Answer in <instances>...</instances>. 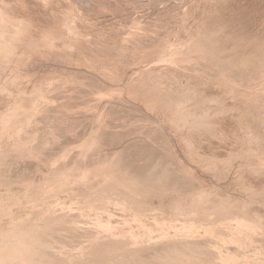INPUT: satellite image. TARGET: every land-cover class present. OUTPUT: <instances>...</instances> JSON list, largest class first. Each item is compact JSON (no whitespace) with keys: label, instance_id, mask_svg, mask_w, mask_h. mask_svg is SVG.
I'll return each instance as SVG.
<instances>
[{"label":"rangeland","instance_id":"1","mask_svg":"<svg viewBox=\"0 0 264 264\" xmlns=\"http://www.w3.org/2000/svg\"><path fill=\"white\" fill-rule=\"evenodd\" d=\"M0 7L26 23L0 25L14 42L6 39L0 53L10 54L0 60V121L20 91L49 98L37 103L35 111L44 109L32 123L0 130V241L47 234L33 245L43 254L19 264H90L92 256L97 264H227L220 256L264 264V0H0ZM53 178L62 187L45 189ZM164 245L178 253L165 254Z\"/></svg>","mask_w":264,"mask_h":264},{"label":"bare ground","instance_id":"2","mask_svg":"<svg viewBox=\"0 0 264 264\" xmlns=\"http://www.w3.org/2000/svg\"><path fill=\"white\" fill-rule=\"evenodd\" d=\"M72 1V0H71ZM40 2V1H39ZM1 8V7H0ZM69 9V8H68ZM7 11V10H6ZM12 11V10H11ZM9 12V11H8ZM70 12V11H69ZM9 14H11V13H9ZM68 14V13H67ZM65 16V15H64ZM12 17V16H11ZM29 18H31V17H29ZM0 19H2V20H0V25L1 24H3L4 25V23H6V24H9V25H11V24H14L15 25V28H16V26L18 27V26H20V27H25L24 26V24H26V23H19V21H17V20H11L10 19V17L6 14V13H3V11L0 9ZM14 19V18H13ZM63 19V18H62ZM21 21H23V20H21ZM26 21H28L27 19H26ZM30 21V20H29ZM29 21H28V24L30 25V23H29ZM32 21V20H31ZM63 21V20H62ZM33 23V22H32ZM62 23H64V21L62 22ZM67 23V22H66ZM76 23V22H75ZM5 24V25H6ZM77 24V23H76ZM32 25V24H31ZM65 25V24H64ZM68 25V24H67ZM3 27V26H2ZM6 28H7V26H6ZM9 28V27H8ZM14 28V29H15ZM13 29V28H12ZM79 29V28H78ZM6 30V29H5ZM11 30V29H10ZM3 31H4V29H3ZM12 31V30H11ZM233 31V30H232ZM10 32V31H9ZM9 32H5V33H3L2 32V28H1V26H0V53H3V52H5V50H7V43L9 44V38L7 39V36H9L10 34H9ZM15 32V31H14ZM71 33V32H70ZM79 34V33H78ZM206 34V33H205ZM55 35V34H54ZM17 36V35H16ZM47 36V35H46ZM44 37V36H43ZM45 38V37H44ZM207 38V37H206ZM6 39L8 40L7 41V43L5 42L6 41ZM43 39V38H42ZM200 39V38H199ZM12 40H14V41H17L18 42V40L16 39V38H12ZM11 40V41H12ZM205 40V39H204ZM208 40V39H207ZM48 41V40H47ZM57 41V40H56ZM60 41V40H59ZM84 41V40H83ZM14 44V42H10V44ZM9 44V45H10ZM17 44L15 43V45L14 46H16ZM258 45V44H257ZM13 46V45H12ZM31 46V45H30ZM47 46V45H46ZM135 46V45H134ZM137 46V45H136ZM260 46H261V44H260ZM10 47V46H9ZM17 47V46H16ZM37 47V46H36ZM250 47V46H249ZM253 47H254V45H253ZM42 48V47H41ZM139 48V47H138ZM248 48V47H247ZM12 49H14V51H15V48H12ZM52 49V48H51ZM19 50V49H18ZM135 50V49H134ZM136 50H137V48H136ZM251 50V49H250ZM9 51V50H8ZM11 51V50H10ZM54 51V50H53ZM143 51V50H142ZM247 51V50H246ZM29 52V51H28ZM125 52V51H124ZM127 52V51H126ZM178 52V51H177ZM177 52H175V53H177ZM182 52V51H181ZM11 53H13V52H11ZM71 53V52H70ZM120 53V52H119ZM133 53H134V51H133ZM137 53V52H136ZM175 53H173V55L175 54ZM17 54V53H16ZM182 54V53H181ZM1 55V54H0ZM5 55H10V54H3L2 56H3V60H4V58L5 57H7V56H5ZM53 55V54H52ZM56 55V54H55ZM210 55V54H209ZM259 55V54H258ZM5 56V57H4ZM59 56V55H58ZM123 56H124V53H123ZM172 56V53L170 52V53H168V54H166V55H164V56H162V57H160V58H170ZM177 56H180V54H178V55H174L173 57H177ZM1 57V56H0ZM14 57V56H13ZM12 57V58H13ZM53 57V56H52ZM66 57V56H65ZM63 58V57H62ZM6 59V58H5ZM180 59V58H179ZM0 60H2L1 58H0ZM2 60V61H3ZM60 60V59H59ZM129 60V59H128ZM1 61V63H3ZM245 62H246V60H245ZM252 62V61H251ZM263 62V61H262ZM56 64V63H55ZM254 64V63H253ZM2 65V64H1ZM60 70V69H59ZM62 71H63V69H62ZM109 71V70H108ZM54 72V71H53ZM18 73V72H17ZM15 74V73H14ZM15 76V75H14ZM14 76H13V78H14ZM20 77V76H19ZM95 77V76H94ZM86 79V78H85ZM12 80V79H11ZM65 80H68V78L67 79H65ZM70 80H72V79H70ZM95 80V79H94ZM20 81V80H19ZM75 81V80H74ZM82 81V80H81ZM70 82V81H69ZM76 82V81H75ZM14 83V82H13ZM16 83V82H15ZM65 83V82H64ZM137 83V82H136ZM156 83V82H155ZM17 84V83H16ZM63 84V83H62ZM93 84V83H92ZM143 84V83H142ZM11 85V84H10ZM4 86V85H3ZM41 86V85H40ZM43 86V85H42ZM69 86V85H68ZM153 86V85H152ZM7 87V86H6ZM39 87V86H38ZM143 87V86H142ZM5 88V87H4ZM15 88V87H14ZM37 88V87H36ZM43 88H44V86H43ZM96 88V87H95ZM135 88V87H134ZM3 89V88H2ZM6 89V88H5ZM13 89V88H12ZM23 89V88H22ZM139 89V88H138ZM32 90V89H31ZM41 90V89H40ZM45 90V89H44ZM43 90V91H44ZM146 90V89H145ZM149 90V89H148ZM220 90V89H219ZM109 91V90H108ZM115 91V90H114ZM5 92V91H4ZM102 92V91H101ZM100 92V93H101ZM107 92V91H106ZM132 92V91H131ZM138 92V91H137ZM147 92V91H146ZM226 92V91H225ZM20 93H21V91H20ZM19 93V98H18V100H17V102L15 101V103L9 108L8 107V110L6 111V113L2 116V118H1V124H0V130L3 132H0V133H2V134H4L5 132L4 131H6L7 132V130H10L11 129V127H14L16 124H19L18 122H20V124H23L22 122H28V121H30V120H32L31 118L32 117H34L33 115L35 114V116H36V112H38L37 113V116H38V114L40 113V112H42V110L44 109H42V110H40L41 109V107H38L37 109H38V111H35V109H36V105H38L39 103L41 104V102L43 103V101H45V99H47V98H45V97H43V98H45V99H43L42 98V96H44V95H46L47 96V94H45L44 92V94L43 93H36V94H34V92H33V94L31 93V95H28V93H27V95H26V93L25 94H20ZM69 93V92H68ZM105 93V92H104ZM113 93V92H112ZM117 93V92H116ZM120 94H121V92H119ZM142 93H144L143 91H142ZM224 93V92H223ZM41 94H43L42 96H41ZM102 94V93H101ZM158 94V93H157ZM212 94V93H211ZM222 94V93H221ZM97 95V94H96ZM107 95V94H106ZM145 95V94H144ZM3 96V95H2ZM102 96V95H101ZM149 96V95H148ZM12 97V96H11ZM17 97V96H16ZM96 98V97H95ZM157 98V97H156ZM219 98V97H218ZM13 99V98H12ZM17 99V98H16ZM41 99H43V101H41V102H39ZM49 99V98H48ZM47 99V100H48ZM93 99V98H92ZM103 99V98H102ZM75 100V99H74ZM85 100V99H84ZM12 101V100H11ZM39 102V103H38ZM151 102H153L152 100H151ZM155 102V101H154ZM38 103V104H37ZM48 103H50V102H48ZM110 104V103H109ZM228 104V103H227ZM235 104V103H234ZM43 105V104H42ZM57 105V104H56ZM105 105V104H104ZM44 106V105H43ZM81 106V105H80ZM201 106V105H200ZM230 106V105H229ZM232 106V105H231ZM90 107V106H89ZM182 107V106H181ZM86 108V107H85ZM88 108V107H87ZM201 108V107H200ZM93 109H94V107H93ZM96 109V108H95ZM39 110H40V112H39ZM184 110V109H183ZM34 111H35V113H34ZM65 111V110H64ZM109 111V110H108ZM140 112V111H139ZM184 112V111H183ZM116 113V112H115ZM108 114V113H107ZM117 114V113H116ZM119 114V113H118ZM133 115V114H132ZM50 116V115H49ZM1 117V116H0ZM114 117V116H113ZM131 117V116H130ZM229 117V116H228ZM242 117H244V116H242ZM34 119V118H33ZM251 119V118H250ZM188 120V119H187ZM35 121H36V119H35ZM60 121V120H59ZM96 121V120H95ZM124 121V120H123ZM131 121V120H130ZM136 121V120H135ZM200 121V120H199ZM237 121V120H236ZM248 121V120H247ZM251 121V120H250ZM262 121V120H261ZM31 123H32V121H30ZM30 122H28V123H30ZM201 122V121H200ZM217 122V121H216ZM256 122V121H255ZM24 123V124H25ZM145 123V122H144ZM148 123V122H147ZM23 124V125H24ZM52 124H54V123H52ZM102 124V123H101ZM150 124V123H149ZM238 124V123H237ZM74 125V124H73ZM145 125H146V123H145ZM191 125V124H190ZM49 126V125H48ZM56 126V125H55ZM18 126H16V128H17ZM23 127V126H22ZM54 127V126H53ZM143 127V126H142ZM145 127V126H144ZM161 127V126H160ZM10 128V129H9ZM24 128V127H23ZM30 128H31V126H30ZM154 128V127H153ZM15 129V128H14ZM14 129H12V131H14ZM57 129V128H56ZM155 129V128H154ZM16 131H17V129H15ZM27 130H28V128H27ZM125 130V129H124ZM225 130V129H224ZM12 131H9V132H12ZM19 131H21V130H19ZM39 131H40V129H39ZM182 131V130H181ZM218 131V130H217ZM234 131V130H233ZM236 131V130H235ZM23 132V131H22ZM22 132H20V133H22ZM29 132H30V130H29ZM42 132V131H41ZM64 132V131H63ZM205 132V131H204ZM212 132H214V131H212ZM226 132H228V131H226ZM31 133H32V131H31ZM43 133V132H42ZM41 133V134H42ZM56 133V132H55ZM219 133V132H218ZM235 133V132H234ZM1 134V135H2ZM6 134H8V132L6 133ZM15 134V133H14ZM13 134V135H14ZM29 134V133H28ZM34 134V133H33ZM90 134V133H89ZM16 135H17V133H16ZM22 135V134H21ZM46 135V134H45ZM54 135V134H53ZM135 135V134H134ZM192 135V134H191ZM19 136V135H18ZM26 136V135H25ZM159 136V135H158ZM186 136V135H185ZM234 136H235V134H234ZM1 137V136H0ZM4 138H5V136H3ZM21 137V136H20ZM98 137V136H97ZM194 137V136H193ZM3 138V139H4ZM10 138V137H9ZM12 138V137H11ZM28 138V137H27ZM45 138V137H44ZM49 138H52V137H49ZM88 138V137H87ZM86 138V139H87ZM223 138V137H222ZM241 138V137H240ZM259 138V137H258ZM18 139H20L19 137H18ZM42 139V138H41ZM100 139V138H99ZM228 139V138H227ZM14 140V139H13ZM26 140V139H25ZM28 140V139H27ZM55 140V139H54ZM96 140V139H95ZM98 140V139H97ZM188 140V139H187ZM223 140V139H222ZM233 140V139H232ZM236 140V139H235ZM11 141H12V139H11ZM10 141V142H11ZM46 141V140H45ZM228 141V140H227ZM263 141V140H262ZM90 142V141H89ZM213 142V141H212ZM16 143V142H15ZM83 143H85L86 144V142H83ZM88 143V142H87ZM95 143V142H94ZM94 143L92 142V146L94 145ZM139 143V142H138ZM216 143V142H215ZM214 143V144H215ZM21 144V143H20ZM51 144V143H50ZM149 144V143H148ZM255 144V143H254ZM16 145V144H15ZM79 145V144H78ZM82 145H84V144H81L80 146H82ZM5 146V145H4ZM3 146V147H4ZM18 146H20V145H17V148H20V149H22L21 147H18ZM21 146H22V144H21ZM24 146V145H23ZM48 146H49V144H48ZM56 146V145H55ZM89 145H87V146H85V147H88ZM90 146H91V143H90ZM100 146V145H99ZM152 146V145H151ZM154 146V145H153ZM212 146V145H211ZM16 147V146H15ZM14 147V148H15ZM82 147H84V146H82ZM84 147V148H85ZM97 147V146H96ZM155 147V146H154ZM198 147V146H197ZM203 147V146H202ZM234 147V146H233ZM11 148V147H10ZM13 148V149H14ZM24 148V147H23ZM40 148V147H39ZM67 148V147H66ZM65 148V149H66ZM92 148V147H91ZM256 148V147H255ZM9 149V148H8ZM62 149V148H61ZM96 149V148H95ZM94 149V150H95ZM100 149V148H99ZM128 149V148H127ZM152 149V148H151ZM40 150V149H39ZM50 150V149H49ZM88 150H89V148H88ZM97 150V149H96ZM134 150V149H133ZM234 150V149H233ZM240 150V149H239ZM2 151V150H1ZM9 151H10V149H9ZM21 151V150H20ZM70 151H71V149H70ZM70 151H69V153H70ZM73 151V150H72ZM220 151V150H219ZM242 151V150H241ZM86 152H87V150H86ZM113 152V151H112ZM116 152V151H115ZM5 153V152H4ZM60 153V152H59ZM63 153H65V152H63ZM137 153V152H136ZM150 153V152H149ZM223 153V152H222ZM238 153V152H237ZM0 154H1V152H0ZM58 154V153H57ZM98 154V153H97ZM115 154V153H114ZM128 154V153H127ZM177 154V153H176ZM253 154V153H252ZM4 154H2V156H3ZM62 155V154H61ZM65 155H67V154H65ZM79 155V154H78ZM91 155V154H90ZM113 155V154H112ZM118 155H119V153H118ZM117 155V156H118ZM217 155V154H216ZM59 156V155H58ZM120 156V155H119ZM118 156V157H119ZM128 156V155H127ZM151 156V155H150ZM153 156V155H152ZM65 157V156H64ZM136 157V156H135ZM1 158V157H0ZM3 158V157H2ZM55 158V157H54ZM66 158V157H65ZM111 159H112V157H110ZM124 158V157H123ZM127 158V157H126ZM203 158V157H202ZM222 158V157H221ZM14 159V158H13ZM19 159V158H18ZM49 159V158H48ZM57 159V158H56ZM61 159V158H60ZM89 159V158H88ZM111 159H109V161L111 160ZM45 160H47V159H45ZM54 160V159H53ZM52 160V161H53ZM62 160V159H61ZM64 160V159H63ZM97 160V159H96ZM102 160H103V158H102ZM108 160V159H107ZM119 160V159H118ZM127 160H129V159H127ZM148 160V159H147ZM57 161V160H56ZM60 161V160H59ZM86 161V160H85ZM104 161V160H103ZM115 161V160H114ZM121 161H123V159L121 160ZM208 161V160H207ZM19 162V161H18ZM51 162V161H50ZM106 162V161H105ZM115 162H117V161H115ZM128 162V161H127ZM132 162V161H131ZM143 162V161H142ZM41 163V162H40ZM43 163V162H42ZM46 163V162H45ZM58 163V162H57ZM61 163V162H60ZM63 163V162H62ZM61 163V164H62ZM91 163H92V161H91ZM103 163V162H102ZM119 163V162H118ZM122 163V162H121ZM136 163V162H135ZM20 164V163H19ZM113 164V166L115 165V163H112ZM200 164V163H199ZM36 165V164H35ZM79 165V164H78ZM87 165V164H86ZM118 165V164H117ZM117 165H115V166H117ZM122 165V164H121ZM133 165V164H132ZM134 165H136V164H134ZM144 165V164H143ZM171 165V164H170ZM224 165V164H223ZM23 166V165H22ZM72 166V165H71ZM88 166V165H87ZM87 166H85V167H87ZM36 167V166H35ZM47 167V166H46ZM68 167V166H67ZM81 167V166H80ZM94 167V166H93ZM118 167H120L119 165H118ZM174 167V166H173ZM207 167V166H206ZM2 168V167H1ZM13 168V167H12ZM34 168V167H33ZM45 168V167H44ZM83 168H84V166H83ZM98 168V167H97ZM100 168H101V166H100ZM110 168V167H109ZM27 169H28V167H27ZM30 169V168H29ZM57 169H58V167H57ZM60 169V168H59ZM72 169V168H71ZM76 169V168H75ZM106 169V168H105ZM128 168H126L125 170H127ZM152 169V168H151ZM39 170V169H38ZM47 170V169H46ZM66 170V169H65ZM81 170H83V169H81ZM80 170V171H81ZM85 170V169H84ZM95 170V169H94ZM115 170L117 171L118 169H116L115 168ZM125 170H124V172H125ZM176 170V169H175ZM45 171V170H44ZM50 171V170H49ZM48 171V172H49ZM64 171V170H63ZM76 171V170H75ZM79 171V170H78ZM87 171V170H86ZM89 171V170H88ZM119 171H121V170H119ZM123 171V170H122ZM132 171V170H131ZM140 171V170H139ZM62 172V171H61ZM69 173H70V171H68ZM95 172V171H94ZM97 172V171H96ZM96 172L94 173V174H96ZM102 172V171H101ZM108 172V171H107ZM123 172V173H124ZM33 173V172H32ZM46 173V172H45ZM59 173V172H58ZM64 173V172H63ZM75 173V172H74ZM77 173V172H76ZM75 173V174H76ZM81 173V172H80ZM90 173V172H89ZM92 173V172H91ZM112 173H115V172H112ZM111 173V174H112ZM117 173V172H116ZM119 173V172H118ZM186 173V172H185ZM31 174V173H30ZM60 174V173H59ZM71 174H72V171H71ZM74 174V175H75ZM81 174H84V172L83 173H81ZM103 174V173H102ZM110 174V175H111ZM122 174V173H121ZM121 174H118V175H113L114 176V178L116 177V176H119V175H121ZM139 174V173H138ZM171 174V173H170ZM57 175V174H56ZM64 175V174H63ZM62 175V176H63ZM69 175V174H68ZM86 175H87V173H86ZM85 175V176H86ZM90 175V174H89ZM89 175H88V177H89ZM130 175V174H129ZM132 175H134L133 173H132ZM177 175V174H176ZM26 176V175H25ZM45 175H43V177H44ZM81 176H83V175H81ZM104 176V175H103ZM122 176H124L123 174H122ZM135 176V175H134ZM134 176H130L129 177V179L128 180H131L132 178L131 177H134ZM137 176V175H136ZM252 176V175H251ZM1 177V176H0ZM29 177V176H28ZM42 177V178H43ZM57 177V176H56ZM74 177V176H73ZM72 177V178H73ZM75 177H76V175H75ZM74 177V178H75ZM101 177V176H100ZM120 177V176H119ZM174 178H175V176H173ZM187 177V176H186ZM18 178V177H17ZM21 178H23V177H21ZM68 178V177H67ZM84 178V177H83ZM112 178V177H111ZM113 178V179H114ZM124 178H127V174L125 173V177ZM124 178H122V179H124ZM137 177H135V178H133V179H136ZM155 178V177H154ZM178 178V177H177ZM247 178V177H246ZM2 179V178H1ZM0 179V180H1ZM5 179V178H4ZM3 179V180H4ZM32 179V178H31ZM48 179V178H47ZM86 179V178H85ZM107 179V178H106ZM121 179V178H120ZM120 179H118L119 181H120ZM172 179V178H171ZM181 179V178H180ZM192 179V178H191ZM79 180H80V178H79ZM81 180H82V178H81ZM116 180V179H115ZM127 179H124V181L123 180H121L120 182H125ZM173 180H175V179H173ZM197 180V179H196ZM5 181V180H4ZM11 181V180H10ZM37 181H39V180H37ZM40 181H42V182H44L43 181V179L42 180H40ZM87 181V180H86ZM108 181V180H107ZM132 181V180H131ZM160 181V180H159ZM167 181V180H166ZM182 181H185V180H182ZM1 182V181H0ZM47 182H49V181H47ZM80 182V181H79ZM106 182V181H105ZM119 182V183H120ZM134 182V181H133ZM136 182H139L137 179H136ZM62 183V182H61ZM67 182H65V184H66ZM83 183V182H82ZM90 183V182H89ZM100 183V182H99ZM127 184H128V182H126ZM176 183V182H175ZM20 184V183H19ZM22 184H23V182H22ZM26 184V183H25ZM30 184V183H29ZM42 184V183H41ZM59 182L58 181H56V179L54 180V178H53V182H49V184L47 185V183H46V187H44L45 189H48V190H50V189H55L56 187H58L59 186ZM63 184V183H62ZM85 184V183H84ZM83 184V185H84ZM129 184H130V181H129ZM133 184V183H132ZM131 184V185H132ZM136 184L137 183H135V187H136ZM154 184V183H153ZM1 185V184H0ZM5 185V184H4ZM27 185V184H26ZM43 185V184H42ZM41 185V186H42ZM61 185V184H60ZM64 185V184H63ZM78 185H81V184H79L78 183ZM87 185V184H86ZM90 185L91 184H89L88 186L90 187ZM126 185V184H125ZM140 185V184H139ZM145 185V184H144ZM150 185V184H149ZM203 185V184H202ZM12 186V185H11ZM20 186V185H19ZM25 186V185H24ZM40 186V185H39ZM38 186V187H39ZM44 186V185H43ZM65 186V185H64ZM82 186V185H81ZM85 186V185H84ZM87 186V187H88ZM129 186V185H128ZM133 186V185H132ZM152 186V185H151ZM188 186V185H187ZM248 186V185H247ZM6 187H8V186H6ZM27 187V186H26ZM36 187H37V185H36ZM37 187V188H38ZM61 187H62V185H61ZM106 187V186H105ZM141 187V186H140ZM162 187V186H161ZM12 188V187H11ZM18 188V187H17ZM25 188V187H24ZM37 188H35V189H37ZM42 188V187H41ZM41 188L39 187L38 189H40L41 190ZM60 188V187H59ZM67 188V187H66ZM76 188V187H75ZM95 188V187H94ZM166 188V187H165ZM202 188V187H201ZM256 188V187H255ZM29 189V188H28ZM37 189V190H38ZM58 189V188H57ZM80 189V188H79ZM87 189V188H86ZM99 189V188H98ZM97 189V190H98ZM101 189V188H100ZM99 189V190H100ZM160 189V188H159ZM15 190V189H14ZM18 190H20V189H18ZM39 190V191H40ZM42 190H44L43 188H42ZM41 190V191H42ZM94 190V189H93ZM115 190H116V188H115ZM157 190V189H156ZM184 190V189H183ZM3 191V190H2ZM7 191V190H6ZM40 191V192H41ZM55 191V190H54ZM53 191V192H54ZM81 191H83V190H81ZM110 191V190H109ZM57 192H58V190L56 191V194H57ZM108 192V191H107ZM123 192V191H122ZM18 193H20V192H18ZM36 193L37 194H39V192L38 191H36ZM118 193V192H117ZM135 193V192H134ZM189 193V192H188ZM27 194V193H26ZM33 194V193H32ZM110 194H111V192H110ZM21 195V194H20ZM31 195V194H30ZM122 195V194H121ZM157 195V194H156ZM163 195V194H162ZM199 195V194H198ZM19 196V195H18ZM27 196V195H26ZM25 196V197H26ZM38 196V195H37ZM40 196V195H39ZM46 196H47V194H46ZM52 196V195H51ZM127 196H128V194H127ZM132 196V195H131ZM172 196V195H171ZM179 196V195H178ZM200 196H202V195H200ZM15 197V196H14ZM17 197V196H16ZM34 197H35V195H34ZM41 197V196H40ZM48 197V196H47ZM1 198V197H0ZM22 198V197H21ZM113 198V197H112ZM118 198V197H117ZM122 198V197H121ZM161 198V197H160ZM171 198V197H170ZM187 198V197H186ZM192 198V197H191ZM200 198V197H199ZM203 198V197H202ZM205 198V197H204ZM211 198V197H210ZM2 199V198H1ZM5 199V198H4ZM12 199V198H11ZM175 199V198H174ZM192 199H194V198H192ZM196 199V198H195ZM194 199V200H195ZM7 200V199H6ZM123 200V199H122ZM171 200V199H170ZM194 200H193V203H194V205H195V202H194ZM202 200V199H201ZM206 200V199H205ZM208 200V199H207ZM35 201V200H34ZM124 202V201H123ZM175 202V201H174ZM201 202V201H200ZM203 202V201H202ZM201 202V203H202ZM192 203V204H193ZM196 203H197V200H196ZM207 204V203H206ZM212 204V203H211ZM224 204V203H223ZM93 205V204H92ZM168 205V204H167ZM174 205V204H173ZM198 205V204H197ZM199 205H202V204H199ZM1 206V205H0ZM85 206H87V205H85ZM90 206V205H89ZM207 206V205H206ZM137 207V206H136ZM144 207V206H143ZM170 207V206H169ZM183 207V206H182ZM181 207V208H182ZM198 207V206H197ZM204 207V206H203ZM215 207V206H214ZM90 208H91V206H90ZM139 208V207H138ZM142 208V207H141ZM208 208H209V205H208ZM144 209V208H143ZM142 209V210H143ZM186 209H187V207H186ZM200 209V208H199ZM45 210V209H44ZM51 210H53V209H51ZM137 210V209H136ZM146 210V209H145ZM183 210V209H182ZM147 211V210H146ZM41 212V211H40ZM145 212V211H144ZM191 212V211H190ZM193 212V211H192ZM227 212V211H226ZM43 213V212H42ZM178 213V212H177ZM211 213V212H210ZM139 214V213H138ZM141 214H143V213H141ZM140 214V215H141ZM175 214V213H174ZM214 214V213H213ZM10 215H11V213H10ZM39 215V214H38ZM64 215V214H63ZM145 215V214H144ZM157 215V214H156ZM173 215V214H172ZM5 216V215H4ZM3 216V217H4ZM51 216V215H50ZM62 216V215H61ZM60 216V217H61ZM175 216H177V215H175ZM1 217V216H0ZM6 217H8L7 216V214H6ZM46 217V216H45ZM49 217V216H48ZM56 217V216H55ZM58 217V216H57ZM59 217V218H60ZM66 217V216H65ZM65 217H64V219H65ZM206 217V216H205ZM5 218V217H4ZM52 218V217H51ZM62 218V217H61ZM68 218V217H67ZM71 219H72V216L70 217ZM79 218V217H78ZM130 218V217H129ZM193 218V217H192ZM36 219V218H35ZM54 218H52V220H53ZM55 219H57V218H55ZM69 219V218H68ZM175 219V218H174ZM188 219V218H187ZM204 219V218H203ZM48 220H49V218H48ZM48 220H46V222L48 221ZM51 220V221H52ZM61 220H63V219H61ZM101 220V219H100ZM213 220H214V218H213ZM39 221V220H38ZM37 221V222H38ZM57 221V220H56ZM58 221H59V219H58ZM57 221V222H58ZM68 221H70V220H68ZM68 221H63V223H65V222H68ZM197 221V220H196ZM60 222V221H59ZM246 222V221H245ZM27 224H28V222H26ZM30 223V222H29ZM48 224H49V222H47ZM102 223V222H101ZM22 225H19V226H22L23 227V223H21ZM25 224V223H24ZM37 224V223H36ZM40 224H42V223H40ZM51 224V223H50ZM49 224V225H50ZM68 224H70L69 222H68ZM160 224V223H159ZM168 224V223H167ZM173 224V223H172ZM30 225H32V223L31 224H28V226H30ZM34 225V224H33ZM38 225V224H37ZM45 225V223L43 224V226ZM47 225V224H46ZM49 225H47V226H49ZM55 225H58L57 223L55 224ZM148 225V224H147ZM158 225V224H157ZM243 225V224H242ZM248 225V224H247ZM25 226H27V225H24V227ZM27 226V227H28ZM36 226V225H35ZM40 226V225H39ZM52 226V225H51ZM53 226H54V224H53ZM63 226H65V225H63ZM62 226V227H63ZM143 226V225H142ZM162 226V225H161ZM194 226V225H193ZM22 227H20V228H22ZM23 227V228H24ZM42 227V226H41ZM59 227V226H58ZM57 227V228H58ZM101 228H102V226H100ZM157 227V226H156ZM172 227V226H171ZM175 227V226H174ZM195 227V226H194ZM214 227V226H213ZM217 227V226H216ZM17 228V227H16ZM31 228V227H30ZM32 228H33V226H32ZM35 228H37V227H35ZM35 228H33V229H35ZM66 227H64V229H65ZM76 228V226L74 227V229ZM80 228V227H79ZM114 228V227H113ZM118 228V227H117ZM160 228H162V227H160ZM200 228V227H199ZM202 228V227H201ZM207 228V227H206ZM212 228V227H211ZM13 229V228H12ZM19 229V228H18ZM29 229V228H28ZM46 229V228H45ZM72 229L73 228H69V230L72 232V233H74L73 231H72ZM77 229H78V227H77ZM83 229V228H82ZM82 229H81V231H82ZM145 229V228H144ZM183 229V228H182ZM186 229V228H185ZM204 229V228H203ZM15 230V229H14ZM13 230V231H14ZM20 230V229H19ZM25 230H26V228H25ZM53 230H54V228H53ZM59 230H60V228H59ZM80 230V229H79ZM79 230H77V232H80ZM118 230V229H117ZM198 230V229H197ZM205 230V229H204ZM9 231H11V230H9ZM9 231H8V233H9ZM17 231V230H16ZM16 231H14V232H16ZM21 231V230H20ZM32 231V230H31ZM46 231V230H45ZM47 231H51V230H47ZM61 231H63V229L61 230ZM66 231L69 233L70 231H68V229H65V233H66ZM75 231V230H74ZM99 231H101V230H99ZM102 231H104V230H102ZM123 231V230H122ZM130 231V230H129ZM149 231V230H148ZM151 231V230H150ZM153 231V230H152ZM156 231V230H155ZM170 231V230H169ZM195 231V230H194ZM201 231V230H200ZM238 231V230H237ZM19 232V231H18ZM28 232H29V230H28ZM34 232H37V229H36V231H34ZM59 232V231H58ZM70 232V233H71ZM76 232V233H77ZM88 232L89 233H92V231H89L88 230ZM88 232H87V234H88ZM96 232V231H95ZM95 232H93V233H95ZM121 232V231H120ZM134 232V231H133ZM139 232H141V231H139ZM138 232V233H139ZM184 232V231H183ZM208 232V231H207ZM243 232V231H242ZM4 233H5V231H4ZM11 233H12V231H11ZM11 233H9V234H7V235H10ZM17 233V232H16ZM27 233V232H26ZM33 233V232H32ZM39 233H41V231L39 230V232H38V234ZM43 233V232H42ZM41 233V234H42ZM46 233H48V232H46ZM63 233V232H62ZM68 233H66V234H68ZM81 233V232H80ZM97 233V232H96ZM132 233V232H131ZM163 233V232H162ZM165 233V232H164ZM167 233V232H166ZM177 233H178V231H177ZM182 233V232H181ZM222 233V232H221ZM237 233V232H236ZM239 233V232H238ZM246 233V232H245ZM28 234V233H27ZM26 234V235H27ZM37 234V233H36ZM44 234V233H43ZM49 234H50V232H49ZM57 234V233H56ZM60 234V233H59ZM155 234V233H154ZM153 234V235H154ZM210 234V233H209ZM18 235H19V233H18ZM22 235H24V233H22ZM34 235V234H33ZM46 235L47 234H45L44 236L46 237ZM75 235V234H74ZM90 235V234H89ZM95 235V234H94ZM100 235H102V234H100ZM119 235V234H118ZM124 235V234H123ZM122 235V236H123ZM212 235H213V232H212ZM227 235H228V233H227ZM231 235V234H230ZM2 236V235H1ZM11 236H13V233H12V235ZM11 236H8V238H5L3 241H0V264H19L21 261H23V260H26V262L27 261H29L28 259H33V260H35V255L34 254H38V255H40V254H43V252L44 251H37L36 252V250H33L34 249V244L36 243H40L41 244V242H43L44 241V239H45V237H44V239H43V241H40L39 240V238L37 239V236H35V237H31V236H29V237H31L30 239H27L26 237H24V238H22V237H20V238H18V239H14V240H11L10 241V237ZM39 236H40V234H39ZM58 236V235H57ZM63 236V235H62ZM69 236H71V235H69ZM77 235H75V237H76ZM79 236H80V234H79ZM85 236V235H84ZM91 236V235H90ZM93 236V235H92ZM125 236V235H124ZM128 236V235H127ZM134 236V235H133ZM154 236H156V235H154ZM196 236V235H195ZM211 236V235H210ZM233 236V235H232ZM14 237H15V234H14ZM41 237H42V235H41ZM48 237H50V236H48ZM59 237H60V235H59ZM58 237V238H59ZM66 237V236H65ZM126 237V236H125ZM144 237V236H143ZM147 237V236H146ZM179 237V236H178ZM177 237V238H178ZM183 237V236H182ZM214 238H216L215 236H213ZM218 237V236H217ZM52 238V237H51ZM62 238H64V237H62ZM71 238H72V236H71ZM77 238V237H76ZM91 238H93V237H91ZM99 238V237H98ZM142 238V237H141ZM154 238V237H153ZM161 238V237H160ZM164 238V237H163ZM176 238V237H175ZM183 238H185V237H183ZM187 238V237H186ZM192 238V237H191ZM235 238V237H234ZM237 238V237H236ZM70 239V238H69ZM80 239V238H79ZM126 239V238H125ZM130 239V238H129ZM168 239V238H167ZM218 239V238H217ZM220 239V238H219ZM218 239V240H219ZM46 240V239H45ZM47 240H49V239H47ZM51 241H52V239H50ZM50 240H49V242H50ZM59 240V239H58ZM67 240H68V237H67ZM117 240V239H116ZM120 240V239H119ZM142 240V239H141ZM141 240H139V242L141 241ZM175 240V239H174ZM177 240V239H176ZM199 240V239H198ZM203 240V239H202ZM212 240V239H211ZM217 240V241H218ZM75 241V240H74ZM111 241V240H110ZM109 241V242H110ZM115 241V240H114ZM113 241V242H114ZM122 241V240H121ZM121 241H120V243L119 244H121ZM125 241V240H124ZM129 241V240H128ZM134 241V240H133ZM144 241V240H143ZM192 241V240H191ZM196 241V240H195ZM46 242H48V241H46ZM56 242V241H55ZM54 241H53V243H55ZM58 242V241H57ZM63 242V241H62ZM66 242V241H65ZM69 242V241H68ZM67 242V243H68ZM72 242V241H71ZM99 242V241H98ZM112 242V241H111ZM112 242V243H113ZM116 242V241H115ZM142 242V241H141ZM181 242H183V241H181ZM188 242V241H187ZM186 242V243H187ZM193 242V241H192ZM192 242H189L190 244L192 243ZM199 242V241H198ZM204 242V241H203ZM219 242V241H218ZM60 243V242H59ZM70 243V242H69ZM107 243V242H106ZM118 243H116V245L118 244ZM170 243V242H169ZM178 243H179V241H178ZM185 243V244H186ZM187 244V247L190 245V244ZM197 243V242H196ZM52 244V243H51ZM61 245H63L62 243H60ZM76 244V243H75ZM102 244V243H101ZM104 244V243H103ZM111 244V243H110ZM114 244V243H113ZM163 244V243H162ZM192 244H194V242L192 243ZM200 244V243H199ZM199 244H198V246H199ZM221 244V243H220ZM253 244V243H252ZM39 245V244H38ZM47 245V244H46ZM66 245V244H65ZM95 245V244H94ZM93 245V246H94ZM106 245H109V244H106ZM112 245V244H111ZM141 245H144L145 246V244H141ZM146 245H148V244H146ZM158 245V244H157ZM177 245V244H176ZM181 245V244H180ZM196 245V244H195ZM195 245H193V246H195ZM213 245V244H212ZM42 246V245H41ZM97 246H98V243H97ZM99 246H100V244H99ZM120 246H122V244L120 245ZM155 246V245H154ZM173 246H174V243H173ZM173 246H172V248H173ZM179 246V245H178ZM185 246V248L187 249V247H186V245H184ZM183 246V244H182V247H184ZM200 246H204V245H200ZM199 246V247H200ZM216 246V245H215ZM226 246V245H225ZM39 247V246H38ZM52 247V246H51ZM64 247V246H63ZM101 247H102V249H104L105 247H104V245L102 246L101 245ZM104 247V248H103ZM112 247V246H111ZM118 247H119V245H118ZM127 247V246H126ZM160 246H158L156 249L155 248H153V249H155V250H157V251H155V252H158V248H159ZM164 247H165V245H164ZM167 247H169L170 248V246L168 245ZM167 247H165L166 248V251H165V254H167V249H169V248H167ZM180 247V246H179ZM182 247H181V249H182ZM192 247V246H191ZM208 247V246H207ZM207 247H205V248H207ZM216 247H218V246H216ZM220 247V246H219ZM60 248V247H59ZM58 248V249H59ZM83 248V247H82ZM86 248V247H85ZM121 248V247H120ZM127 248H129V247H127ZM145 248H146V246H145ZM152 247H150V249H151ZM175 248L176 247H174V249H169V251L170 250H175ZM184 248V249H185ZM189 248V247H188ZM236 248V247H235ZM37 249V248H36ZM57 249V248H56ZM62 249V248H61ZM84 249V248H83ZM92 249L93 250H95L94 249V247H92ZM117 250V247L116 248H114V250ZM130 249V248H129ZM134 249V248H133ZM149 250L150 252H152V251H154V250ZM161 250H163L164 248L162 247V248H160ZM196 249H197V247H196ZM85 250H87V248L85 249ZM89 250H91L90 248H89ZM89 250H88V252H89ZM100 250H101V248H100ZM99 250V251H100ZM104 250H106V252H107V249H104ZM113 250V249H112ZM126 250V249H125ZM137 251H138V254H140V255H142V252L141 253H139V250L140 249H136ZM135 250V251H136ZM144 250V249H143ZM183 250V249H182ZM182 250H180V251H182ZM192 250V249H191ZM190 250V251H191ZM207 250H209V249H207ZM220 250H223L222 248H220ZM46 251V250H45ZM54 251H55V249H54ZM59 251H61V250H59ZM98 251V252H99ZM102 251V250H101ZM100 251V252H101ZM109 251V250H108ZM110 251H111V248H110ZM127 251V250H126ZM132 251V250H131ZM134 251V252H135ZM169 251H168V253H169ZM176 251V250H175ZM179 251V250H178ZM188 251H189V249H188ZM187 251V252H188ZM194 251H195V249H194ZM202 251V250H201ZM48 252H50V251H48ZM53 251H51V253H52ZM83 252H85V251H83ZM92 252V251H91ZM96 252H97V247H96ZM115 252H117V251H115ZM120 252V251H119ZM118 252V253H119ZM125 251H124V247H123V253H124ZM130 252V251H129ZM128 251H127V253H128V255L130 254ZM133 252V251H132ZM131 252V253H132ZM133 252V253H134ZM161 252H163V251H161ZM171 252H173L174 254L173 255H176L175 253L177 252H174V251H171ZM184 252H185V250H184ZM208 252V251H207ZM214 252V251H213ZM216 252V251H215ZM227 253H228V251H226ZM243 252V251H242ZM46 253V252H45ZM57 254H58V252H56ZM66 253V252H65ZM90 253V252H89ZM105 253V252H104ZM103 253V254H104ZM109 253V252H108ZM126 253V254H127ZM145 253V255H146V252H144ZM143 253V254H144ZM159 253V252H158ZM178 253V252H177ZM180 253V252H179ZM190 253V252H189ZM194 253V252H193ZM192 253V251H191V254H193ZM48 254V253H47ZM85 254V253H84ZM95 253H92V255H94ZM107 254V253H106ZM106 254H105V256H106ZM116 254V253H115ZM119 254H122V253H119ZM136 254V253H135ZM155 254V253H154ZM169 254H171V253H169ZM169 254H168V257H173V255L172 256H169ZM181 254H182V252H181ZM184 254H186V253H184ZM183 254V255H184ZM198 254V253H197ZM214 254V253H213ZM37 255V256H38ZM49 255H50V253H49ZM49 255H48V257H49ZM54 255V254H53ZM59 255V254H58ZM79 255V254H78ZM97 255V254H96ZM96 255H94V257H95V259H98V258H96V257H98V256H101V254H99L98 256H96ZM117 255V256H116ZM116 255H113V258H114V256H116V257H118L119 255L118 254H116ZM125 255V254H124ZM124 255H122L123 257H124ZM137 255V254H136ZM158 256H160L161 255V253H160V255L159 254H157ZM179 255V254H178ZM182 255V256H183ZM187 255H188V253H187ZM194 255V254H193ZM199 255V254H198ZM212 255V254H211ZM237 255H239V253H237ZM43 256H45V255H43ZM54 256H56V255H54ZM103 256V255H102ZM102 256L100 257V258H102ZM104 256V258L105 259H108L107 258V256L105 257ZM121 256V255H120ZM132 256H133V254H132ZM135 256V255H134ZM138 256V255H137ZM144 256V255H143ZM186 256V255H185ZM219 256H220V254H219ZM33 257H35V258H33ZM39 257V256H38ZM42 257V256H41ZM47 257V256H46ZM58 257V256H57ZM70 257V259H71V256H69ZM84 257V256H83ZM93 257V256H92ZM92 257H89V258H91L93 261H94V259L92 258ZM123 257H121V258H123ZM128 257V258H127ZM127 257H125V259L127 258V260H129V259H131V257L129 258V256H127ZM165 257H167L166 255H165ZM165 257L164 258H162L161 260H164L165 259ZM177 256H175V258H176ZM181 257V256H180ZM195 256H193L192 258H194ZM206 257V256H205ZM205 257H204V259H203V262H206V259H205ZM208 257V256H207ZM213 257V256H212ZM221 257V261H222V263H229V262H234V263H236V260H235V258L234 257H228V256H226V258L225 257H223V256H220ZM245 257V256H244ZM42 258H44V257H42ZM55 258V257H54ZM62 258V257H61ZM60 258V260L63 262V260H64V258L63 259H61ZM79 258V257H78ZM81 258H82V255H81ZM85 258V257H84ZM104 258H102V259H104ZM118 258H120V257H118ZM135 258V257H134ZM141 258H144V257H141ZM159 258V257H158ZM171 258L170 259H167V260H171ZM210 258V257H209ZM214 258H215V256H214ZM237 258V257H236ZM242 258H243V256H242ZM41 259V258H40ZM39 258H38V261L40 260ZM45 259V258H44ZM57 259V258H56ZM56 259H54V260H56ZM76 259V258H75ZM80 259V258H79ZM88 259V258H87ZM136 259V258H135ZM145 259H147V257L145 258ZM149 259V258H148ZM154 259L156 260V256H154ZM160 259V258H159ZM174 259V258H173ZM176 259H178V258H176ZM176 259L175 260H171L172 262L174 261H176ZM184 259L186 260L187 258H185L184 257ZM201 259V258H200ZM199 259V260H200ZM53 260V259H52ZM58 260V259H57ZM60 260H58V261H60ZM92 260H90L91 261V263L90 264H92L93 262H92ZM101 260V259H100ZM110 260H112L113 261V259H112V257H111V259ZM133 260V259H132ZM138 260H139V258H138ZM141 261H142V259H140ZM139 260V261H140ZM158 261V262H164V261ZM179 260V259H178ZM191 260V259H190ZM194 260V259H193ZM195 260H196V258H195ZM198 260V259H197ZM196 260V261H197ZM198 260V261H199ZM213 260V259H212ZM212 260H210V262L212 261ZM37 261V262H38ZM43 261H45V264L46 263H48V262H46V260H43ZM51 261V260H50ZM58 261L56 262V263H58ZM73 260H71V262H72ZM74 261H76V260H74ZM85 261V260H84ZM88 261V260H87ZM96 261V260H95ZM94 261V263L95 264H97L96 262ZM102 261V260H101ZM107 261V260H106ZM115 261V260H114ZM135 261V260H134ZM137 261V260H136ZM148 260H145L144 261V263L146 264V262H147ZM181 261H183V260H181ZM197 261V262H198ZM208 261H209V259H208ZM214 261V260H213ZM224 261V262H223ZM52 262V261H51ZM51 262H49L50 264H51ZM64 262H66L67 264H68V261H65L64 260ZM69 262H70V260H69ZM77 262V261H76ZM80 262V261H79ZM89 262V261H88ZM97 262H99V261H97ZM102 262H105L104 260L102 261ZM109 262V261H108ZM116 262H118V261H116ZM121 262H123V261H121L120 260V264H121ZM126 262V261H125ZM131 262V261H130ZM133 262V261H132ZM143 262V261H142ZM148 262H150V264L151 263H153V262H151V261H148ZM158 262H156V263H158ZM170 262V261H169ZM171 262V263H172ZM180 262V261H179ZM190 262H193L192 264H196V263H194V261H190ZM32 264H33V262H31ZM30 263V264H31ZM65 263V264H66ZM72 263H74V262H72ZM87 263V262H86ZM127 263H129V261L127 262ZM126 263V264H127ZM136 263V262H135ZM188 263H189V261H188ZM214 263V262H213ZM41 264V263H40ZM42 264H43V262H42ZM60 264V263H59ZM63 264V263H62ZM75 264V263H74ZM80 264V263H79ZM82 264H84V263H82ZM98 264H100V263H98ZM102 264V263H101ZM124 264V263H123ZM143 264V263H142ZM154 264H155V262H154ZM163 264V263H162ZM165 264V263H164ZM167 264H168V262H167ZM172 264H175V263H172ZM178 264V263H177ZM183 264V263H182ZM185 264V263H184ZM190 264V263H189ZM199 264V263H198ZM201 264V263H200Z\"/></svg>","mask_w":264,"mask_h":264}]
</instances>
